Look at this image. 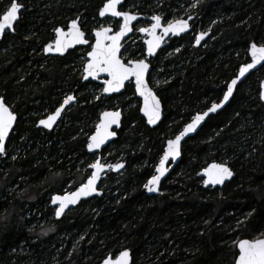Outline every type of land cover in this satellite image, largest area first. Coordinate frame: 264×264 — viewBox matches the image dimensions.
<instances>
[{
  "label": "trees",
  "instance_id": "16d2710c",
  "mask_svg": "<svg viewBox=\"0 0 264 264\" xmlns=\"http://www.w3.org/2000/svg\"><path fill=\"white\" fill-rule=\"evenodd\" d=\"M20 2L13 33L0 41V97L17 116L0 155V264H100L123 250L130 252L131 264H233L235 242L264 233V103L259 98L264 64L183 142L180 161L160 184V194L147 196L144 185L166 141L220 101L247 63L250 44L264 45V0L132 1L131 12L158 13L164 22L193 17L191 31L172 39L151 61L147 82L162 106V119L152 128L139 116L131 85L116 96L87 94V86L100 88L79 76L89 46L63 57L43 54L55 29L69 21L78 18L86 36L91 33V23L101 20L103 0ZM8 4L0 0V15ZM200 32L209 35L195 47ZM136 45L128 58L143 56L142 43ZM67 92L76 97L75 105L56 129L37 128ZM111 100L122 113L120 128L111 144L89 155L88 138L103 102L111 110ZM104 154L107 162L122 160L124 169L105 175L100 196L55 219L50 194L68 178L75 190L94 156ZM210 163L227 164L233 177L222 187L204 188L199 173ZM51 177L57 178L54 184Z\"/></svg>",
  "mask_w": 264,
  "mask_h": 264
},
{
  "label": "snow or ice",
  "instance_id": "6c2138e0",
  "mask_svg": "<svg viewBox=\"0 0 264 264\" xmlns=\"http://www.w3.org/2000/svg\"><path fill=\"white\" fill-rule=\"evenodd\" d=\"M9 6L6 7L2 18H0V34H3L6 29L14 30V22L18 20V13L22 8L20 0H8ZM122 7V0H106L102 7L99 8L98 14L100 17L111 16L115 18H122V23H119V30L113 32L112 27H99L94 30V43H91L89 38L78 24L77 20H72L68 24L67 31L61 28H56V39L54 44H48L43 51L45 53L56 52L63 54L67 49L75 45H88L90 51L87 52V62L83 67V79L89 78L97 79L101 74H105L107 79L103 81V92L114 93L119 92L125 87L126 81H133L136 92L143 97L144 107L141 111L148 118L149 124H155L160 119V101L148 86L146 81V74L149 70V63L145 59L127 60L122 58L121 40L128 33L133 31V21L138 19L136 14L129 11L119 10ZM195 6V5H193ZM191 17H189L190 19ZM161 15H153L151 17L152 23L148 27H140L138 31L145 33L150 39H147V54L152 56L155 54L157 48L160 47L164 36L169 33L179 35L189 28L187 20L177 19L170 20L162 24ZM162 28V35H157V29ZM206 33H201L196 37V43L199 44L204 39ZM251 55V63H247L239 68V75L232 79L226 85V91L223 94V100L220 103L213 102L207 111L197 113L187 123L183 130L175 136L174 139L167 141V146L163 152V156L159 160V164L155 168V175L147 181L144 187L149 192L158 190V185L162 177L165 176L168 169L165 167L169 158L175 160L180 155L181 141L189 133L196 130L197 126L209 115L215 113L220 109L224 102H227L233 94L234 87L237 81L244 77L245 74L257 64L264 62V45H257L252 43L249 49ZM99 99V97H97ZM264 99V94L261 95ZM76 100L73 95H68L61 105L57 107L53 114L48 115L46 119L39 121L40 125L45 128H52L57 119L60 118L65 106L70 105ZM120 111H105L100 116V122L96 125V130L90 136V142L87 147L91 151L99 149L109 138L114 137L116 133L111 131L113 125L120 126ZM16 116L7 105L5 98L0 97V154L6 152L5 140L9 136L10 130ZM123 164H116L115 169L123 168ZM95 169L91 176L87 179L85 184H82L75 192L67 193L63 196H55L52 199L53 204L59 203V208L56 211L57 217L61 215L65 208L69 205L77 203L80 197L91 195L96 191L95 185L99 179V174L104 169V165L97 160L90 165ZM204 175L207 177L205 184H223L224 181L230 178L233 173L225 163H213L208 168L204 169ZM235 247L238 253H234V264H264V233L259 237L252 239H240L235 242ZM130 253L128 250L120 251L113 259L112 257L105 258L103 264H129Z\"/></svg>",
  "mask_w": 264,
  "mask_h": 264
},
{
  "label": "water",
  "instance_id": "95a60500",
  "mask_svg": "<svg viewBox=\"0 0 264 264\" xmlns=\"http://www.w3.org/2000/svg\"><path fill=\"white\" fill-rule=\"evenodd\" d=\"M104 2H106V0H103V3H104ZM123 2H124V0H122V4H123ZM102 5H103V4H102ZM101 7H102V6H101ZM118 7H120V6H118ZM22 9H23V6H22L20 12L22 11ZM20 12H19V13H20ZM19 13H18V19H19ZM130 13H132V14H136V15L138 16V19H137V20L143 18V16H142L141 14H138V13H135V12H130ZM2 15H3V14H2ZM2 15L0 16V18H2ZM98 16H99V14H98ZM190 17H191L190 19H189V17H188V18H185V19H182V20H187V21H188L189 28H188L186 31L180 33L179 35H173V34L169 33L167 36H164L163 40L161 41L160 47L156 49L155 54L152 55V56H149V55L147 54V44L145 43V41H146L147 39H150V37H147V39H145V41H144V43H145V54H146V56H147V57H154V56L157 54V52H158L159 50H161V49L166 45V42H164L166 38H168V37H171V38H178V37H180V36H182V35L188 33V32L190 31V29H191L190 22L193 20V17H192V16H190ZM99 18H100L101 20H104V19H106V18H110V19H114V20H117V21H119L120 23H122V18H115V17H111L110 15H109V16H105V17H100V16H99ZM75 20H77V21H78V24H79V19L77 18V19H75ZM137 20H136V21H137ZM17 21H18V20H17ZM17 21L14 22V26H15V24L17 23ZM136 21H133V24H134ZM70 22H71V21H69L68 24H70ZM68 24H67V25H68ZM79 26H80V24H79ZM80 27H81V26H80ZM58 28H61V29L64 30L65 32L68 30L67 27H66V28L58 27ZM112 29H113V28H112ZM81 30H82V29H81ZM94 30H95V29H94ZM94 30L91 31V35H92V41H91V43H94ZM118 30H119V27H118L117 30H114V29H113V32L118 31ZM158 31H159L160 33L157 34V35H162V34H163V33H162V28H161V29H157V32H158ZM12 32H13V30H11V29H6V31H5L3 34H0V41H1V39H2V37H3V35H4L5 33H12ZM131 33H132V32L128 33L124 38H122V40H121L122 48H123L124 42L129 38V36L131 35ZM201 33H206V35L204 36V39L200 41L199 44L196 43V38H195V41H194V46H195V47L199 46V45H200V44H201V43H202V42L208 37V35H209V32H200V33H198V35H200ZM198 35H197V36H198ZM53 36H54V37H53V40H52L49 44H54V41H55V39H56V33H55V31H54V33H53ZM197 36H196V37H197ZM86 37H87V36H86ZM47 45H48V44H47ZM47 45H46V46H47ZM46 46H45V47H46ZM87 46H88V45H75L74 47H71V48L67 49L63 54L56 53V52L45 53L44 51H43V54H44V56H47V57H63V56H65L69 51H72V50L77 49V48H85V47H87ZM250 46H251V44H250ZM250 46H249V49H250ZM258 46H259V45H258ZM45 47H44V48H45ZM44 48H43V49H44ZM122 48H121V50H122ZM249 49H248V61H247V63H251V55H250ZM90 50H91V49H90V47H89V51H90ZM85 58H86V61H85V63H86V62H87V53H86ZM85 63H84V64H85ZM247 63H245V64H247ZM245 64H243V65H245ZM263 64H264V62H261L260 64H257L254 68L250 69V70L245 74L244 77H241V78L237 81L236 86H237L239 83H241L242 81H244L245 78H246L249 74H251V73L257 71V70H258ZM243 65H241V66H243ZM241 66H240V67H241ZM83 67H84V65H83ZM240 67H239V68H240ZM149 73H150V65H149L148 73L146 74V77H145V78H146V81H147V76H148ZM238 75H239V69H238V71H237V73H236V75H235V77H234L233 79H235ZM105 79H107L106 75H105V74H101L97 79L89 78V79L85 80V79H83V68H82V77H81V81H82V82H87V81L98 82L99 84H101V85H102V91H101L102 96H104V97H109V96H111V95H118V94H121V93L123 92L124 88H122L119 92H114V93H104V92H103V81H104ZM230 82H231V80L229 81V83H230ZM126 83H129V81H126L125 84H126ZM130 83H131L132 86H133V91H134L135 97L139 100V108H138L139 116L144 120V122H145V124H146L147 127L152 128V127L157 126L158 123H159V122L161 121V119H162V106H161V102H160V119L157 120L155 124H149V123H148V118H147V116H145L144 113L141 111V109L144 107V99H143V97H141V96L136 92V90H135V85H134V80L131 81ZM147 83H148V82H147ZM148 86H149V84H148ZM236 86H235V87H236ZM149 87H150V86H149ZM235 87H234V89H235ZM150 88H151V87H150ZM226 90H227V89H225V91H226ZM152 91H153V90H152ZM225 91H224V92H225ZM233 92H234V90H233ZM153 93L155 94L154 91H153ZM223 94H224V93H223ZM262 94H264V79H262V80L259 82V98H260V101L264 103V99H261V95H262ZM69 95H73V94H69ZM155 95H156V94H155ZM232 95H233V94H232ZM67 96H68V95H67ZM67 96H66V97H67ZM73 96H74V95H73ZM66 97H65V98H66ZM156 97H157V95H156ZM231 97H232V96H231ZM231 97L229 98V100L231 99ZM65 98H64V99H65ZM157 98H158V97H157ZM64 99H63V100H64ZM158 99H159V98H158ZM63 100L61 101V103L63 102ZM222 100H223V95H222V98L220 99V101L217 102V103H220ZM229 100H228L227 102H224L223 106H222L220 109H218L217 112H215V113H209V115H208L207 117H205V119L201 122V124L197 126V128H196V130H195L194 132L189 133L186 137H184V138L182 139V141H181V146H182V144H183V142H184L185 140H187L188 138L193 137V136L197 133V131L202 127V125L205 123V121H206L210 116H213V115L217 114L218 112H220V111H221V110H222V109L228 104ZM159 101H160V100H159ZM74 102H75V101H74ZM74 102H72V103H74ZM61 103H60L57 107H59V106L61 105ZM72 103H71V104H72ZM71 104H70V105H71ZM70 105L65 106V109L63 110L62 114L65 112V110H66ZM57 107H56V108H57ZM209 107H210V106H209ZM56 108H55V109H56ZM55 109H54L51 113H49L48 115L53 114L54 111H55ZM207 109H208V108H206L204 111H207ZM105 111H120V110L117 109V110H105ZM105 111H102V112L99 114L98 121H97L96 125L100 122V116H101V114H102L103 112H105ZM204 111L199 112V113H203ZM120 113H121V111H120ZM62 114H61V116H62ZM14 115L16 116L15 113H14ZM48 115H46L45 117H43V118H41V119H46ZM195 115H196V114H195ZM61 116H60V118H61ZM60 118L57 119L56 123L53 124L52 128H50V129H49V128H45L44 126L40 125L39 121H40L41 119H39V120L37 121V123H36V127L39 128V129H43V130H45V131H51V130H52L53 128H55V126L58 124ZM191 119H192V118H191ZM16 120H17V116H16ZM16 120H15V122H14V124H13V128H14V125H15V123H16ZM121 120H122V113H121V117H120V125H121ZM190 122H191V120H190L188 123H190ZM186 124H187V123H186ZM186 124H185V125H186ZM96 125H95L94 131H93V133H92L91 135H93V134L95 133ZM185 125H184V126H185ZM184 126L182 127V129H181L180 131L183 130ZM13 128H12V130H13ZM119 128H120V126L117 127V126L113 125L112 128H111L110 130H111V131H114V132L116 133V131H117ZM12 130H10L9 136H10ZM178 134H179V133H178ZM178 134H177V135H178ZM91 135H90V136H91ZM9 136L6 138V140H5V144H6L7 140H8V138H9ZM90 136H89V138H88V141H87V144H86V147H85V151H86V153L89 154V155H95V154H98V153L101 152L104 148H106L109 144H111L112 141L116 138V135H115L114 137L109 138L104 144H102L101 147H100L99 149H93V150L90 151V150L88 149V147H87L88 143L90 142ZM175 136H176V135H175ZM175 136H174L173 138H171V139H174ZM167 141H168V140H167ZM167 141H166V143H165V145H164L163 152H164V150H165V148H166V146H167ZM180 150H181V149H180ZM0 155H1V154H0ZM162 156H163V153H162L161 157H162ZM180 156H181V155H179L178 157H176L175 160H172L171 158H169V161L166 162L165 167L168 169V171L166 172L165 176L161 178L160 183H159V185H158V190H157V191L149 192V191L144 187V190H145V193H146L147 196H158V195L160 194V184H161L162 181L167 177V175L170 173V171L172 170V168H173L175 165L178 164V162L180 161ZM161 157H160V158H161ZM160 158H159V160H160ZM97 160H99V156L97 157L96 161H97ZM159 160H158L156 166L159 164ZM96 161H95V162H96ZM99 161H100V160H99ZM100 163H101V162H100ZM118 164H123V165H125L123 162L118 163ZM211 164H213V163L208 164V165H207L205 168H203V169L200 171V173H199V177L202 178V185H203L204 188H216V187H222L226 182H228V181L233 177V175H232L230 178L226 179V180L224 181L223 184H215V185H213V184H205V180H207V177L204 175V169L208 168L209 165H211ZM110 166H114V165H110V164L104 165V169H103V171L100 172V174H99V179L97 180L96 185H95L96 191L93 192L91 195H88V196H85V197H80L76 204H74V205H69L67 208H65L64 211L61 213V215H60L59 217H57V215H56V211H57V209L59 208V203L53 204L52 199H53V197H55V196H63V195H65V194H67V193H64V194L54 193V194H52V195L50 196L49 205H50L53 209L55 208V211H54V218H55V219H59V218H61L62 216H64V215L66 214L67 211H69L70 209L75 208V207H76L79 203H81L82 201H86V200L91 199V198H93V197H98V196H100V195H101V191L99 190V184H100V182L102 181V179L105 177V175H106L108 172H112V173L117 174V173L121 172V171L124 169V166H123V168H120V169H115L114 167H110ZM156 166H155V168H156ZM155 168H154V171H153V175L156 174V172H155ZM88 169L91 170V174H92L93 171H95V169L91 168L90 166L88 167ZM90 176H91V175H90ZM90 176H89V177H90ZM89 177H88V178H89ZM88 178H87V179H88ZM87 179L84 181L83 184H85V183L87 182ZM81 185H82V184H81ZM81 185H80V186H81ZM80 186H78V187H77L75 190H73L72 192H75ZM70 193H71V192H70ZM235 248H236V247H235ZM236 252L238 253V249H237V248H236ZM129 253H130V252H129ZM117 255H118V254H117ZM108 257H111V256H107V257H105V258H108ZM105 258H104V259H105ZM112 258L114 259L115 257H112ZM104 259L100 262V264H103ZM129 264H131V255H130ZM233 264H234V263H233Z\"/></svg>",
  "mask_w": 264,
  "mask_h": 264
},
{
  "label": "rangeland",
  "instance_id": "374dc122",
  "mask_svg": "<svg viewBox=\"0 0 264 264\" xmlns=\"http://www.w3.org/2000/svg\"><path fill=\"white\" fill-rule=\"evenodd\" d=\"M132 1L133 0H130L129 1V6L128 7H126V11H131L133 8H132V5H133V3H132ZM9 6V4L7 5V7ZM6 9V8H5ZM4 9V10H5ZM4 13V12H3ZM2 15V14H1ZM0 15V16H1ZM155 15H159L158 13L157 14H155ZM152 17V16H151ZM119 21H117V20H114V19H110V18H106L105 20H100V21H94L93 22V24L91 23V29L92 30H94V29H98L99 27H101V26H103V27H113L114 29H118V25H119ZM150 23L148 22L147 24H145V26H139V27H146V26H148ZM139 27H136V29L137 28H139ZM137 32V31H136ZM13 33V32H12ZM137 35L135 34H133L128 40H127V44L128 45H126V48H125V50H124V52L123 53H125V55L129 52V51H132L133 49H136L137 47H136V43H137V41L139 40L137 37H136ZM195 37H196V34H195ZM195 37H194V39H195ZM87 38H90V39H92V35H91V33H89V34H87ZM89 39V40H90ZM144 48V47H143ZM82 51V50H81ZM89 51V48L87 49V52ZM125 55H123L122 54V58L123 59H125L126 57H125ZM86 61V60H85ZM79 76L80 77H82V70H81V68H80V72H79ZM153 82V87H154V89L158 86V84H159V78H157V80L154 82V81H152ZM90 88V89H89ZM85 89H86V87H85ZM87 94H89V96H93L95 99H97V97H100V96H102V94H101V90H102V88L100 87V88H98V87H95V88H92V86L91 87H89V86H87ZM90 90V91H89ZM92 90V91H91ZM69 94H72L71 92H67V93H65L64 94V96H63V99L67 96V95H69ZM104 98V97H103ZM62 99V100H63ZM106 102H103V104H102V110H106V109H108L105 105L107 104H105ZM110 103H111V105H112V109L111 110H117V100H111L110 101ZM110 103H108V104H110ZM75 105V102L74 103H72L66 110H65V112L62 114V116H61V119L64 117V115H65V113L67 112V111H69V110H71L72 108H73V106ZM109 110V109H108ZM57 126V125H56ZM56 126H55V129H56ZM18 151V149H16V151L15 152H17ZM106 156H107V154H104V155H102V156H99V160H100V162H101V164H103V165H107V164H110V165H116V164H118V163H121V162H123L122 160H117V161H114V162H107L106 160H105V158H106ZM95 161H96V156H94V158L90 161V164H93V163H95ZM77 170H79V164L78 163H76L75 164V172L77 171ZM108 173H110V172H108ZM107 173V174H108ZM115 174V173H114ZM82 175V174H81ZM91 175V170H88V172H87V174H86V177L84 178V180H83V182L89 177ZM106 177H104L103 179H102V181L100 182V187H99V189L100 190H102V185H103V180L105 179ZM69 180H67V182L65 183V185L64 186H62V187H60V188H58V190H55V191H53L52 193H55V192H57V191H59V193L60 194H64V193H70V192H72L73 190H71L70 189V184H71V182H72V180L70 179V178H68ZM57 181V178L56 177H51V178H49L48 179V182L49 183H51V184H54L55 182ZM145 191V190H144ZM52 193L50 194V196L52 195ZM50 196H49V201H50ZM2 210V209H1ZM55 211V208L53 209V212ZM27 214H29V213H27ZM26 214V215H27ZM25 215V217H27ZM43 224H45V222H40V223H34V224H32V227H36V225L37 226H41V225H43Z\"/></svg>",
  "mask_w": 264,
  "mask_h": 264
},
{
  "label": "flooded vegetation",
  "instance_id": "af4514ba",
  "mask_svg": "<svg viewBox=\"0 0 264 264\" xmlns=\"http://www.w3.org/2000/svg\"><path fill=\"white\" fill-rule=\"evenodd\" d=\"M123 5V4H122ZM119 10H122L121 9V7H119ZM123 11H126L125 9L123 10ZM129 12H131V11H129ZM136 13V12H135ZM188 18V17H187ZM182 19V18H181ZM105 20V19H104ZM193 21V20H192ZM191 21V22H192ZM152 23V21H151V17H147V16H143V18H141V19H139V20H137L134 24H133V31H132V33H131V35L129 36V38L134 34H138L136 37L139 39L138 41H137V43H142V46L144 47L143 48V56L142 57H138V58H128V54H126L125 55V53H123L124 52V50H125V48H126V45H128L127 44V40L129 39H127L125 42H124V45H123V48H122V50H121V53L123 54V55H125V61H127V60H134V59H145V61L147 62V63H149V65L151 64V61L154 59V57L157 55H155L154 57H147L146 56V54H145V43H144V41H145V39H147V35L145 34V33H141V32H139L138 31V28L136 29V27H139V26H145V24H147V23ZM191 22H190V26H191ZM163 23H166V22H164L163 20H162V24ZM150 24L148 25V26H150ZM148 26H146V27H148ZM113 28V27H112ZM140 28V27H139ZM114 29V28H113ZM114 30H116V29H114ZM137 31V32H136ZM190 31H191V29H190ZM189 31V32H190ZM188 32V33H189ZM160 32L158 31L157 32V34H159ZM185 35V34H184ZM198 35V34H197ZM196 35V36H197ZM183 36V35H182ZM179 38V37H178ZM196 38V37H195ZM172 39H177V38H171V37H168V38H166L165 39V41L164 42H166V45L163 47V48H165L166 46H168V44H169V42L172 40ZM92 41V40H91ZM194 41H195V39H194ZM136 43V44H137ZM135 44V45H136ZM136 47H137V45H136ZM162 48V49H163ZM161 49V50H162ZM161 50H159V51H161ZM158 51V52H159ZM157 52V53H158ZM138 56H140V55H138ZM150 71H151V65H150ZM148 77V76H147ZM93 83H96V84H98L101 88H102V85L101 84H99L98 82H93ZM128 85H131V87H132V89H133V86H132V84L129 82V83H126L125 84V87H124V90H125V88L128 86ZM124 90H123V92H124ZM102 91V90H101ZM122 92V93H123ZM121 93V94H122ZM133 93H134V91H133ZM111 96H116V95H111ZM104 97V96H103ZM134 97H135V94H134ZM135 99L136 100H138L136 97H135ZM138 102H139V100H138Z\"/></svg>",
  "mask_w": 264,
  "mask_h": 264
}]
</instances>
